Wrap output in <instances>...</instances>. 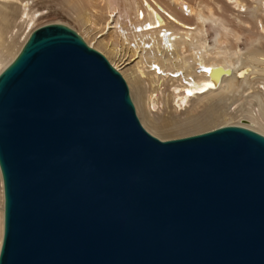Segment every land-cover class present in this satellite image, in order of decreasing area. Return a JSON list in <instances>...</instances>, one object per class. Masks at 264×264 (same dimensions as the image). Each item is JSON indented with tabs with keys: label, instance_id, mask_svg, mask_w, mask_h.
Returning a JSON list of instances; mask_svg holds the SVG:
<instances>
[{
	"label": "water",
	"instance_id": "1",
	"mask_svg": "<svg viewBox=\"0 0 264 264\" xmlns=\"http://www.w3.org/2000/svg\"><path fill=\"white\" fill-rule=\"evenodd\" d=\"M0 169V264H264V135L159 139L64 24L0 74Z\"/></svg>",
	"mask_w": 264,
	"mask_h": 264
},
{
	"label": "rangeland",
	"instance_id": "2",
	"mask_svg": "<svg viewBox=\"0 0 264 264\" xmlns=\"http://www.w3.org/2000/svg\"><path fill=\"white\" fill-rule=\"evenodd\" d=\"M185 1L194 8L200 5L206 15L213 14L218 19L225 20L223 24L231 28L232 32L227 37L220 38L221 50H233L234 38L239 35L238 48L245 63L252 64L251 61L264 56V30L261 29L264 27V12H257L255 19L250 14L252 9L249 8L260 7L259 3L252 0ZM94 7L102 9L103 0H0L1 68L5 69L16 58L36 29L49 24H64L75 30L89 46L104 54L115 68H119L116 69L127 81L142 124L159 139L163 141L179 139L229 125L251 129L252 126H256L255 121L247 115L249 91L241 82L238 83V88L226 89L195 99L182 110L174 107L173 89L178 84L177 81H167L162 87H152L150 83L153 82L150 78L146 83L139 85L133 78L136 67L133 53H129L125 42L118 35L109 31L107 27L109 21L101 18L95 21L96 26L90 24ZM246 9L247 11H243ZM86 10L88 11L85 12ZM184 20L189 24L195 22L193 19ZM240 20L243 21L242 27L239 26ZM206 27L210 45H214L217 33L225 34L221 27L213 26L211 23H207ZM115 44H118L117 48L121 50L122 56L114 53ZM187 56L192 58L193 55L188 51ZM218 59L220 62L221 58ZM257 65L264 67V64ZM260 81L264 82V76ZM261 82L257 84H262ZM151 96L155 97L152 99ZM3 215L4 190L0 172V218Z\"/></svg>",
	"mask_w": 264,
	"mask_h": 264
},
{
	"label": "bare ground",
	"instance_id": "3",
	"mask_svg": "<svg viewBox=\"0 0 264 264\" xmlns=\"http://www.w3.org/2000/svg\"><path fill=\"white\" fill-rule=\"evenodd\" d=\"M252 1L260 4V7H249L252 9L250 14L256 19L257 12H264V0ZM103 2L102 9L94 7L89 22L96 26L97 19L109 21L107 23L109 31L118 35L125 42L129 53H133L136 62L133 78L138 84L142 85L150 78L153 82L150 83L152 87H162L167 81H177L178 84L173 89L174 107L182 110L195 99L226 89L238 88V83L241 82L249 91L247 115L256 124L252 126V130L264 135V82L260 81L264 76V67L257 65L264 64V56L251 61L252 64L245 63L238 48L239 35L234 38L233 50H221L220 38L227 37L232 32L231 28L223 24L225 20L218 19L213 14L206 15L200 5L194 8L185 0H103ZM177 10L181 13H177ZM27 16L29 17V13ZM182 17L193 19L195 22L189 24ZM242 22L240 20L241 27ZM207 23L221 27L225 32L217 33L214 45H210L207 38ZM261 29L264 30V27ZM117 47L118 44H115L113 51L120 55L121 50ZM188 51L193 55L192 58H188ZM218 58H221L220 62L217 61ZM3 70L0 66V74ZM257 82L262 84L258 85ZM154 97L151 96L152 99ZM3 236L4 215L0 218V250Z\"/></svg>",
	"mask_w": 264,
	"mask_h": 264
}]
</instances>
